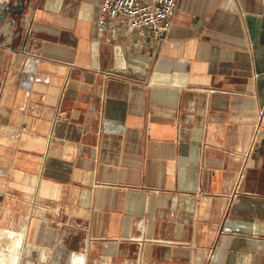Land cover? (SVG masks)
Segmentation results:
<instances>
[{"label":"crops","instance_id":"obj_1","mask_svg":"<svg viewBox=\"0 0 264 264\" xmlns=\"http://www.w3.org/2000/svg\"><path fill=\"white\" fill-rule=\"evenodd\" d=\"M101 3L5 17L0 218H21L18 264H264V0H177L159 42L110 37Z\"/></svg>","mask_w":264,"mask_h":264},{"label":"built area","instance_id":"obj_2","mask_svg":"<svg viewBox=\"0 0 264 264\" xmlns=\"http://www.w3.org/2000/svg\"><path fill=\"white\" fill-rule=\"evenodd\" d=\"M177 0H102L96 25L110 37L121 29L147 34L159 42L170 27ZM0 88V96H1ZM262 114H260V117Z\"/></svg>","mask_w":264,"mask_h":264},{"label":"bare ground","instance_id":"obj_3","mask_svg":"<svg viewBox=\"0 0 264 264\" xmlns=\"http://www.w3.org/2000/svg\"><path fill=\"white\" fill-rule=\"evenodd\" d=\"M18 224L22 230L17 227ZM24 237L21 218L17 216L7 217L3 213L0 221V264H18L20 247ZM4 239H9L11 244L4 247L1 243Z\"/></svg>","mask_w":264,"mask_h":264},{"label":"rangeland","instance_id":"obj_4","mask_svg":"<svg viewBox=\"0 0 264 264\" xmlns=\"http://www.w3.org/2000/svg\"><path fill=\"white\" fill-rule=\"evenodd\" d=\"M30 1L32 0H0V14L1 16L2 15L4 16V19L0 22V23L3 22L0 25V35H3V38L0 39V43L8 44L11 41L10 40L8 42V39L9 38L12 39V32L15 24L14 20L10 16L5 18L4 13L5 12L7 13L12 12L13 14L16 13L18 16L17 26L19 28L23 22L22 18L26 14L25 12L28 7L27 3H29ZM1 243L4 245V247L11 244L9 239H4Z\"/></svg>","mask_w":264,"mask_h":264},{"label":"water","instance_id":"obj_5","mask_svg":"<svg viewBox=\"0 0 264 264\" xmlns=\"http://www.w3.org/2000/svg\"><path fill=\"white\" fill-rule=\"evenodd\" d=\"M4 12H5V11H4ZM6 13H7V12L4 13L5 17L7 16ZM3 19H4V16H3V15L1 16V14H0V22H1Z\"/></svg>","mask_w":264,"mask_h":264}]
</instances>
